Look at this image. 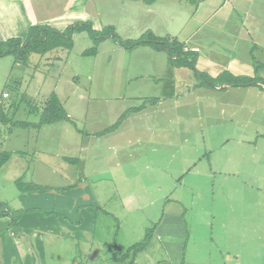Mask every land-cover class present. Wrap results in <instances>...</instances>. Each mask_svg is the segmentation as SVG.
<instances>
[{"label": "rangeland", "instance_id": "1", "mask_svg": "<svg viewBox=\"0 0 264 264\" xmlns=\"http://www.w3.org/2000/svg\"><path fill=\"white\" fill-rule=\"evenodd\" d=\"M76 4L84 6L85 17L74 22L89 21L97 30L114 27L116 36L102 35L95 55L82 54L95 43L87 31H81L72 35L69 50L32 53L26 62L15 61L11 54L0 56V102L13 120L38 122L52 91L71 119L11 131L0 123V150L12 153L0 167L3 196L8 199L18 193L15 180L49 192L54 197L52 211L63 194L65 202H75L83 193L80 190L94 195L97 218L105 219L108 241L115 244L118 255L127 251L129 260L134 258L131 264L152 260L163 264L161 243L167 238L157 234L155 222L164 204L167 207L166 200L183 199L187 215L195 214L193 179L198 184L206 172L204 192L209 200L213 194L208 203L225 207V220L229 209L238 207L251 215L264 209V0H156L151 4L77 0ZM147 31L175 38L185 47L196 31L214 50L204 52L201 66L214 73L236 71L260 80L222 89V84H207L188 67L170 65L166 49L127 47L117 40H136ZM259 64L263 67L255 69ZM141 105L132 112L136 115L131 122L126 121L133 128L130 132L112 137L94 134L114 123L120 112ZM147 127L157 130L146 133ZM124 140L133 147L111 161V147H121ZM143 145L156 151L138 150ZM81 155L85 166L66 158ZM83 177L85 189L78 182ZM219 195L229 196L225 206ZM258 195L260 206L254 200ZM245 219L247 224L252 222V216ZM54 256H58L55 249Z\"/></svg>", "mask_w": 264, "mask_h": 264}, {"label": "crops", "instance_id": "2", "mask_svg": "<svg viewBox=\"0 0 264 264\" xmlns=\"http://www.w3.org/2000/svg\"><path fill=\"white\" fill-rule=\"evenodd\" d=\"M76 2L77 0H0V40L10 37L23 38L28 27L34 24H48L63 30L76 19L85 17L84 6L81 4L78 7ZM37 9H40V12ZM45 12H48L46 16ZM49 13H52L50 17ZM195 34L196 31L189 35L187 42L189 45L185 48L189 47L197 51L198 71L215 77L222 71L214 73L209 67L200 65L204 52L214 50L209 44L205 46V36ZM231 72L236 73V71ZM227 86L229 85L224 83L219 88L225 89ZM122 113L116 116V120ZM134 115L136 114L129 113L116 129L99 137L105 135L112 137L114 133L117 136L130 132L133 128L127 125L126 121L131 122ZM156 130L147 127L144 132L153 134ZM94 134L96 135L97 131ZM142 140L150 142L149 139ZM121 142L124 143L120 145L121 147L119 145L111 147L110 150L113 151L111 161L116 160L118 154L133 147L129 145L130 140ZM86 147L82 146L81 151H85ZM139 149L156 151L149 145L138 146ZM66 158L69 160L70 157L66 156ZM70 160L77 161L80 166L86 165L82 155L80 159L70 158ZM118 164V161H115V165ZM82 174L84 176V172ZM256 176L259 179L261 177L258 173ZM85 177L78 181L84 189ZM208 177L209 174L206 172L201 178L203 180L198 184V179H193V184L197 185L198 190L193 193V203L198 206L195 214L187 215V206H183V199L166 200L167 207L164 204L165 208L155 222L157 234L167 238L161 243L165 259L160 262L163 264H264V209L254 210V215L241 212L238 207L236 211L229 209L231 211L230 214H228L229 210L227 211L228 220H225V207L219 208L216 204L215 208L208 203L213 201V194L210 197L212 200H209L206 196L208 192H204L208 185ZM80 192L84 194L82 193L75 202L70 200L65 202L66 194L61 195V203H53L56 209L52 211L51 204L54 197L42 189L18 190L15 196L8 199L0 191V213H6L0 215V264H119L122 263L121 259H126L129 264L133 263L134 258L129 260L127 251L118 255L114 250L115 244L108 241L106 235L108 232L103 227L105 219L97 218L95 207L99 206L95 196L91 197L84 190ZM219 197L224 201L225 206V198L229 201V196L219 195ZM261 199L260 195L254 196V200H259L257 206L261 205ZM16 201L20 208L8 207L11 203L18 206ZM175 207H178L177 211ZM236 212L237 214H234ZM17 214V222L11 226V216ZM248 216H252V222L247 224L245 217ZM255 217L258 218L254 219ZM121 228L126 229L123 226ZM226 229L231 231L230 235H227ZM54 249L58 256H54ZM151 264L155 262L152 260Z\"/></svg>", "mask_w": 264, "mask_h": 264}, {"label": "trees", "instance_id": "3", "mask_svg": "<svg viewBox=\"0 0 264 264\" xmlns=\"http://www.w3.org/2000/svg\"><path fill=\"white\" fill-rule=\"evenodd\" d=\"M143 1L147 4H151L156 0ZM81 31H87L89 35L93 38V41L95 43L94 46L82 52V54L85 56L95 55L97 51V43L106 35L116 36L114 33L113 26H106L102 30H97L93 28L91 22L89 21H76L70 23L63 30H58L57 28L48 24H34L28 27L27 33L23 38L10 37L5 40H0V56L3 54H11L15 57V61L26 62L27 57L32 53L43 54L57 48L69 50L73 46L72 35L76 32ZM117 40L120 44L125 45L127 47L133 45H149L156 49L169 50L168 60L170 65L190 68L197 76L204 78L207 84L216 81L218 84L225 83L228 85H247L260 80L257 77L236 75L228 70H224L215 77H211L208 74L198 71L196 69L198 53L195 49L185 48L184 42H180L175 38L170 39L165 37H159L153 34L151 31L145 32L140 36V38L136 40H122L120 38H117ZM258 67H263V64L255 65V69H257ZM147 99H150L152 101L155 100V98ZM141 108L142 105L138 108H128L118 117V119L114 123L109 125L104 130L97 132V135H102L104 133L114 130L120 125V123L128 113L140 110ZM63 120L71 121L61 100L59 99L58 94L54 91L49 94L45 105L40 110L38 122L13 120V118L3 110V107L0 102V123L6 125L8 131H11V128L13 127L40 128L42 125L52 124ZM11 154L12 153L10 151L0 150V167L9 160ZM15 182L17 183L20 191H34L41 189L40 186L37 185L33 186L31 184H22L20 180H15ZM4 214L6 213H0V215ZM17 219L18 214L11 216V226L16 224Z\"/></svg>", "mask_w": 264, "mask_h": 264}, {"label": "water", "instance_id": "4", "mask_svg": "<svg viewBox=\"0 0 264 264\" xmlns=\"http://www.w3.org/2000/svg\"><path fill=\"white\" fill-rule=\"evenodd\" d=\"M169 52V50H167Z\"/></svg>", "mask_w": 264, "mask_h": 264}, {"label": "built area", "instance_id": "5", "mask_svg": "<svg viewBox=\"0 0 264 264\" xmlns=\"http://www.w3.org/2000/svg\"><path fill=\"white\" fill-rule=\"evenodd\" d=\"M6 95V94H5Z\"/></svg>", "mask_w": 264, "mask_h": 264}]
</instances>
